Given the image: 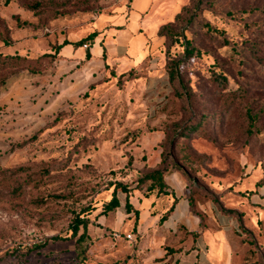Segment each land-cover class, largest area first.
<instances>
[{
  "label": "rangeland",
  "instance_id": "374dc122",
  "mask_svg": "<svg viewBox=\"0 0 264 264\" xmlns=\"http://www.w3.org/2000/svg\"><path fill=\"white\" fill-rule=\"evenodd\" d=\"M132 1L0 0V56L33 60L0 62V264H90L113 237L117 208H102L113 185L139 197L156 170L240 221L234 186L264 182V0H153L152 24L116 55L111 19ZM168 23L169 47L157 35Z\"/></svg>",
  "mask_w": 264,
  "mask_h": 264
},
{
  "label": "crops",
  "instance_id": "0c3cea01",
  "mask_svg": "<svg viewBox=\"0 0 264 264\" xmlns=\"http://www.w3.org/2000/svg\"><path fill=\"white\" fill-rule=\"evenodd\" d=\"M152 1L133 0L127 19L125 15L111 19L116 32V55H123L139 40L138 31L152 24L142 17ZM163 182L161 190L147 189L139 197L131 196L129 191V212L122 208L126 194L118 191L124 196L122 204L117 192L120 205L112 213L115 218L109 229L133 233L134 241L124 237L103 239L94 247L95 254L91 251L94 259L90 264H264V234L253 226L264 228V182L243 181L234 186L241 202L237 207L242 213L241 221L208 201H195L192 208L186 183L177 171H167Z\"/></svg>",
  "mask_w": 264,
  "mask_h": 264
},
{
  "label": "trees",
  "instance_id": "16d2710c",
  "mask_svg": "<svg viewBox=\"0 0 264 264\" xmlns=\"http://www.w3.org/2000/svg\"><path fill=\"white\" fill-rule=\"evenodd\" d=\"M178 18H179V14L177 13L174 16V21H176ZM170 24L171 23L162 25V27L157 31V35H159V36L165 35L167 37V39H170L171 38V33H172V29H170V26H169ZM116 28H120V27H116ZM95 36H96V33L95 32H91L85 38L80 39L76 43H72V42L64 40L61 44L52 46L51 49L54 52H44L41 55H39L37 58H41V60L45 59V58L52 59L54 57V55L56 53H58V51L60 50L61 47L65 46L67 44H71V45L74 46V48H78V47H80L82 45V43L85 40H92V39L95 38ZM172 43H173V41L170 39V42H169V44H167V46L169 47ZM186 49L188 50V47ZM102 52H103L102 56L104 58L105 57V54H104L105 53V48L104 47H103V51ZM187 54L191 55L192 52L189 51V52H187ZM87 55H89V53H87ZM13 59L18 60V61H22V62H32L33 61L31 58H29L27 56L18 55V54H15V55H1L0 56V62H3V63H5L8 60H13ZM167 72H168L169 81L175 83V81L178 78L177 77L178 73H177V70H176V64L168 63L167 64ZM215 80L217 81V84H220V82H221V84H224L225 81H226V78L223 75L216 74L215 75ZM201 122H202V120L200 119L194 125H184L182 127L181 136L185 137L187 134H189V132L195 130L200 125ZM147 176H148V178H153V179L156 180L155 184L148 185L147 189L150 190V189L155 187V188H158L159 190H161V188L164 186V182H163V179H162L161 171L160 170H156V171H154L152 173H149ZM118 191L123 192V193L126 194L124 207H125V210L127 212L130 211L131 205L129 204V201H128L130 188L128 186H126L125 184H122V183H115L113 185L110 199L105 201L103 203V205H102V208H103L104 211L105 210L115 209V208H117L120 205L119 199L117 197V192ZM188 199H189L191 207L193 208V202H192L191 197L188 196ZM86 211L88 212L89 209H86ZM136 211L137 210H134L135 213H136ZM80 222H81V226H82L83 231H82L81 235L77 237V239L75 241L76 244L81 243L84 240V237L86 235L87 222L85 220H83V219H80ZM78 224L79 223L76 220V221L73 222V224L70 227L71 228V234H72L73 237L78 232ZM58 238H61V237H59V236L53 237V239H58ZM251 242H253V241L251 240ZM249 252H254V250L250 249Z\"/></svg>",
  "mask_w": 264,
  "mask_h": 264
},
{
  "label": "built area",
  "instance_id": "2783aa9c",
  "mask_svg": "<svg viewBox=\"0 0 264 264\" xmlns=\"http://www.w3.org/2000/svg\"><path fill=\"white\" fill-rule=\"evenodd\" d=\"M83 46L86 48L87 47V44H84ZM112 236L114 238L124 237L128 241H134V235H133V233L121 234L118 231H113L112 232Z\"/></svg>",
  "mask_w": 264,
  "mask_h": 264
}]
</instances>
